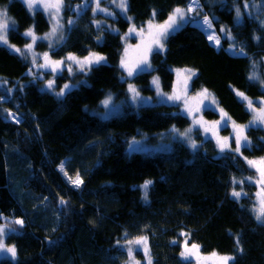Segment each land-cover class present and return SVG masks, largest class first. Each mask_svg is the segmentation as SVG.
Returning <instances> with one entry per match:
<instances>
[{
  "label": "trees",
  "instance_id": "16d2710c",
  "mask_svg": "<svg viewBox=\"0 0 264 264\" xmlns=\"http://www.w3.org/2000/svg\"><path fill=\"white\" fill-rule=\"evenodd\" d=\"M83 1H62L64 26L72 8ZM249 1L199 0V10L211 20L222 46L217 48L200 27L187 23L169 35L164 52L149 55L153 70L125 80L123 35L154 17L167 19L192 0H128V16L90 6L74 16L62 43L53 47L46 36L51 32L47 7L0 0V10L11 18L3 33L6 41H0V226L9 229L0 236V264H123L127 255L120 242L142 236L149 237L152 264H195L181 256L185 237L204 254L233 256L230 264H264V223L251 208L256 186L233 185L234 179L258 177L247 160L264 157L263 127L250 125L249 143L220 156L216 141L201 134L196 148L174 141L169 151L130 152V142L140 132L153 137L185 129L191 120L171 102H149L111 119L86 110L110 91L121 98L129 82L153 95L150 80L155 74L165 90H175L173 70L191 68L197 73L190 91L207 89L219 105L204 110L211 130L230 135L233 122H251L252 114L236 91L257 107L264 101V27L257 19L261 12H243L237 21V9L243 11ZM30 28L35 41L24 35ZM241 48L243 55L238 54ZM42 53L53 60L97 53L107 61L88 72L34 74ZM254 70L259 79H250ZM65 85L73 88L57 96ZM221 110L227 114L223 119ZM77 174L83 181L79 187L72 182ZM145 180H153L148 201L140 187ZM243 187L249 196L234 199L231 193ZM12 246L14 257L5 248Z\"/></svg>",
  "mask_w": 264,
  "mask_h": 264
},
{
  "label": "rangeland",
  "instance_id": "374dc122",
  "mask_svg": "<svg viewBox=\"0 0 264 264\" xmlns=\"http://www.w3.org/2000/svg\"><path fill=\"white\" fill-rule=\"evenodd\" d=\"M25 2L27 3V0H25ZM50 3L51 4L56 3V0H33L32 8L40 9L41 7L47 4H50ZM97 3H99V7H97ZM120 3H121V0H85L82 3H79L72 8L71 14H73V16L69 19L71 23H69L68 21L67 23H65V26L67 24L71 25L73 22L74 16L79 15L81 12H83L86 8L90 6L95 7L99 12H102L107 15H116V13L120 12L123 15L128 16V0H126L125 8H121L119 6ZM198 3H199V0H197V2L193 4V11H188V8H181L185 12L184 19L181 20L179 17H177V23L176 25H174V30H169V34L166 36V38L161 40V43L163 44L162 49H159L158 45L153 43V36H154V33L158 30L156 26L164 24L165 21L168 20V18L163 21H160L154 17L152 20H150L152 24L151 29L149 28V22H147L145 26H143L142 28L132 27L128 33L123 35L122 59L125 61L126 65L128 67H133L144 56H146L147 65H148L147 70H150V71L153 70V67L149 62V55L155 51L164 52L166 49L165 43L169 35L181 29L187 23H191L193 25L200 27L207 34L208 38L210 35L216 37L219 43H217V39H213V40L209 39V40L217 48H220L222 46V40L220 36L217 34V32L214 30L213 25L211 28H208L206 25H202L201 23L204 17L201 11L199 10V7L197 5ZM62 6H63V3L60 4L58 11L55 8L47 7V13L50 15V18H51V31L53 29V26L56 25L58 22V28H57L56 34L52 36V38L49 37V47L59 45L63 41L65 26L63 22L64 20L63 15L60 11ZM239 12H240V15L239 17H237V21H241L243 19V12L244 14L250 15V16H253V15L255 16L256 13L261 12L262 13L261 17H257V19L259 20V23L264 27V0H250L249 2L244 3L243 11L239 9ZM231 50H234V49L231 48ZM73 56L76 58V60H79V61H83L84 59V58H81L75 55ZM100 56L104 57V60L101 61L100 63L84 64L83 67H81V65L78 64L76 60H68L67 58H64L62 60H53L49 58L48 55L47 57H45L44 53H42L37 56L34 62L33 73L40 75L41 74L40 72L46 71V72H53L55 74H59V73H62L64 69H67L70 74H74L77 72H88L93 66L101 64V63H105L107 61L104 55H100ZM55 61H63V63H61L60 65H56L53 63ZM122 69L125 72L123 74V79L125 80H130L133 78V76L136 73L142 72V71L137 70V71H134L133 75L129 76L127 68L122 67ZM173 71L178 80L175 90H171V91L165 90L163 88V85H162V82L159 76L155 74L151 77V80H150V87L154 90L153 95H149L148 93L143 92L142 89L140 88V84L136 82H129L127 93L125 95H122L121 98L117 97L116 92L110 91L106 95V97L103 100H101L96 106H92V107L87 106L86 110H88L91 114L97 115L103 119H111L113 117H117V116L124 114L126 110L130 108L139 110V108L142 105H145L146 103H149V102H171L176 105H179L181 107L182 113H184L185 115H188L189 119L191 120V125L185 129L174 128L170 131H164L160 134L154 135L153 137L149 136L145 132H140L139 135L130 142V144H132L134 140L138 142L137 144L133 145V148L135 150H130V147H129L130 152L137 151V152H144V153H154L158 151H169L171 150L174 141H182L186 143L188 146H192V142H195V145H196L197 143L196 137L198 136V134H201L204 137V140L211 138L216 141L218 148H219V156L231 149H236L237 145L235 141H236V131L237 130L234 129V131H232L230 135H223L221 133H218L217 130L215 129L211 130L210 123L204 117V110L206 108H215V109L219 108L216 97L207 89L200 90L196 93H193L190 91L191 79L196 75L197 70L191 69V68H175ZM154 78H158L159 89H157V86L153 84ZM129 85L134 86V88L136 89V92H138L139 95L136 99H133L134 94L129 90ZM68 86H69L68 88L64 87L63 94L60 95V97H64L65 94L73 88V86L71 85H68ZM52 88H53V83H52ZM236 93L238 95V93H242V92L236 91ZM109 95L111 96V100H110L109 105L106 107L102 103V101L108 98ZM170 96H179L180 99L170 100L168 99V97ZM244 96L247 97V95L245 94ZM238 97L240 100L245 102L248 110L252 114V121L249 122L248 124L246 125L236 124V126H244L242 136H246V130L252 124L259 125L264 128V123H260V122L252 123L254 121L256 113L252 111L251 109H249L248 100H251V101L253 100L248 97H247L248 100H245L243 97L239 95ZM253 102H254L253 108L256 109L257 111L261 107H264V104H262L261 101H258V103L260 104V107H257L256 105L257 102L255 101ZM186 131H187V136L182 135V133H185ZM225 138H228V139L225 140ZM248 143H249L248 140L247 142L242 140L240 149ZM221 144H227V147L224 149V151H221V148H220ZM262 158H257V159L252 160V161L257 162L256 165H251V167L258 174L257 178L245 177L243 179L233 180L234 186H237L239 184L242 186H245L246 184H251V185L256 186V191L252 199L253 204L251 206L256 216H257V212L259 211V209L262 206H264V204H262V202H264V177L261 176V172L258 170L260 168L259 161ZM248 161L249 160H247V162ZM63 171L65 172L64 166H63ZM66 178L69 179L68 174L66 175ZM151 181H152L151 184H153V180ZM151 184L149 185L147 189V199H145L146 201L149 200L148 195H149V188ZM142 190L144 192V189ZM234 191L241 193L239 197H234L232 195L233 192L231 193V196L236 200L240 201L244 197L249 196V193L244 189V187L242 189L235 188ZM0 227H3L5 229V232L3 234L9 233V229L6 226H0ZM1 235L2 234H0V236ZM143 237H147L146 248H145V245L143 244H140V245H137L135 243L131 245L128 244V241H134L136 238L131 239V240H126L124 242L123 241L120 242L119 245L126 252V255H127V260L123 264H148L149 258L151 259V262L153 261L149 237L148 236H143ZM182 243L184 247V252L191 249L192 244L189 243L188 237H185ZM129 247L132 248L131 256H129V252H128ZM5 248L7 249L8 247H5ZM212 254H204L201 252L200 247H198V249L192 250L189 254L185 255L184 257L189 260H194L195 264H220V261L217 259V257H221L223 255H219L216 253L217 257H212ZM230 257H233V256H230ZM232 260H230L228 264H230Z\"/></svg>",
  "mask_w": 264,
  "mask_h": 264
},
{
  "label": "snow or ice",
  "instance_id": "6c2138e0",
  "mask_svg": "<svg viewBox=\"0 0 264 264\" xmlns=\"http://www.w3.org/2000/svg\"><path fill=\"white\" fill-rule=\"evenodd\" d=\"M196 2H197V0H192V3H190L189 6H188V11H193V4H195ZM27 3H28V7L29 8H31L33 6V0H27ZM61 3H62V0H56V3L47 4V5H45V7L55 8L58 11ZM119 6L121 8H125L126 7V0H121V3H120ZM97 7H99V3H97ZM239 15H240V12H239V9H237V17H239ZM184 16H185L184 10L181 9V8H176L174 10L173 14L169 15L168 20L165 21L164 24L156 26V28L158 30L154 33L153 43L157 44L159 49L163 48V44L161 43V40L166 38V36L169 34V30H174V25H176V23H177V17H179L181 20H183ZM10 19L11 18L7 16L6 9L5 10H0V41H6V36L3 33H5L6 30L8 29V27H9V23L8 22H9ZM12 23L14 25L15 22L13 21ZM69 23H71V21H69ZM201 23H202V25H206L208 28L212 27L211 20L207 16H204L203 21ZM151 27H152V24H151V21H149V28L151 29ZM57 28H58V22H57L56 25L53 26L52 31L50 33L46 34V36L47 37L54 36L56 34V32H57ZM221 31L225 32L226 30L222 28ZM24 35L30 36L33 41H35L37 39L36 35L34 34V32H33V30L31 28L28 29V31L26 33H24ZM61 39H62V37H61ZM209 39L213 40V39H217V38L212 36V35H210ZM217 43H219L218 39H217ZM25 47L27 49H31L32 48V44H27V45H25ZM16 50L20 51V49H16ZM239 54H241V55L244 54L242 48L239 49ZM47 55H48L47 53H44L45 57H47ZM67 59L68 60H76V58L73 55H71V54H69ZM103 60H104L103 56H100V55L95 54V53H90L89 56H87V57H85L83 59V61L76 60V62L78 64H80L81 67H83L84 64L100 63ZM53 63L56 64V65H60L61 63H63V61H55ZM121 65H122V67L127 68L129 76L133 75L134 71H137V70L146 71L148 69L146 56H144L133 67H128L123 59L121 61ZM253 68L255 69V65H253ZM69 70H71V69H69ZM250 79H259V76L255 72V70L253 71L252 75L250 76ZM261 83H264V81H261ZM153 84H155L157 86V89H159L158 78H154L153 79ZM48 87L49 88L52 87V81L48 82ZM64 87L68 88L69 86L65 85ZM129 90L134 94L133 95V99H136L139 94H138V92H136V89L134 88V86L129 85ZM205 92H206V90H205ZM62 94H63V90H61V92L56 93L57 96H60ZM238 95L243 97L245 100H248V98L246 96H244L243 93H238ZM168 99H170V100H178V99H180V97L179 96H170V97H168ZM110 100H111V96L109 95V97L106 98L104 101H102V103L107 107L109 105V103H110ZM253 103H254L253 101L248 100L249 109H251L252 111H254L256 113V116H255L254 121L252 123H255V122L264 123V107H261L257 111L256 109L253 108ZM261 103L264 104V101H261ZM221 113H222V119L225 116H227L226 113H223V110H221ZM13 118H15V117H13ZM215 123H220V122L217 121ZM233 126H234V129L237 130L236 131V141H235L237 147H236L235 151L239 152L240 146H241V141L243 140V141L247 142V137L246 136H242V133H243V130H244V126H236L234 122H233ZM182 135L187 136V131L185 133H182ZM227 139L228 138H225V140H227ZM137 143L138 142L134 140L132 142V144H130V146H129L130 150H135L133 148V145H135ZM192 146L196 147L195 142H192ZM226 147H227V144H221L220 145L221 151H224V149ZM248 163L250 165H256L257 164L256 161H248ZM259 165H260V168L258 170L261 172V176L264 177V158H262L259 161ZM72 182L77 187H79V185L83 183V181L79 178V174H77L76 179L73 180ZM151 183H152L151 180H145L144 183L142 185H140V187L142 189H144V198L145 199H147V189H148V187H149V185ZM232 195L234 197H239L241 195V193L233 191ZM61 203L63 204V203H65V201L63 199H61ZM262 204H264V202H262ZM256 219L259 220V221L264 222V206H262L259 209V211L257 212ZM15 223L23 224V221L22 220H17V221H15ZM4 232H5V229L3 227H0V234H3ZM133 243H135L137 245L143 244V245H145V248H146L147 237H143L142 236V237L136 238L134 241H128L129 245H131ZM198 247H199L198 245L192 244L191 249L187 250L186 252H182L181 256H185V255L189 254L192 250L198 249ZM3 248H4V244H3L2 240H0V249H3ZM7 252L11 253L12 256L14 257L15 254H16L15 246L8 247L7 248ZM128 252H129V256H131V254H132V248L131 247L128 248ZM212 257H217V254L213 253ZM206 259H208V258H206ZM217 259L220 261V264H228V262L230 260L234 259V258L230 257V256H221V257H217ZM148 264H152L150 258L148 259Z\"/></svg>",
  "mask_w": 264,
  "mask_h": 264
}]
</instances>
